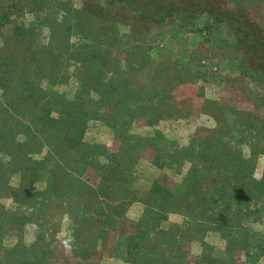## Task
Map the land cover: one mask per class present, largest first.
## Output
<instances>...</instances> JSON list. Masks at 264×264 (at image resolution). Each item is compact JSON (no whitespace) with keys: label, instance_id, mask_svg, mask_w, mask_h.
Listing matches in <instances>:
<instances>
[{"label":"rangeland","instance_id":"1","mask_svg":"<svg viewBox=\"0 0 264 264\" xmlns=\"http://www.w3.org/2000/svg\"><path fill=\"white\" fill-rule=\"evenodd\" d=\"M57 2L0 0V46L20 32L28 56L11 78L0 67V264L51 245L53 264H264V84L242 80L209 30L136 37L121 23L98 43L46 22L64 19ZM241 4L264 24V0ZM194 52L200 75L177 61ZM111 84L122 94L102 95ZM68 231L71 252L57 239Z\"/></svg>","mask_w":264,"mask_h":264},{"label":"trees","instance_id":"2","mask_svg":"<svg viewBox=\"0 0 264 264\" xmlns=\"http://www.w3.org/2000/svg\"><path fill=\"white\" fill-rule=\"evenodd\" d=\"M67 4L62 0H58L56 5L57 7L67 6L60 8L63 12V20L62 18L55 19L50 16L46 18V22H57L61 26L65 24L68 28L77 24L84 30H88L94 39L93 41L98 43L104 40L108 32H112L110 33V42L117 38L116 31L114 32L113 29L106 30V27L115 28L121 23H128L130 34L136 37L145 35L154 26H163L165 24L170 25V32L171 29H174L173 31L178 29L180 32H185L189 29L192 31L199 30V32L205 29L209 30L211 43L232 49V55H234L240 65L242 80H244V77L254 76L255 80L264 84V24L258 23L246 6L241 4V0H84L78 10H72ZM11 7L16 8V4H12ZM95 21L97 25L92 23ZM3 24L4 22H2L0 16V27ZM201 24H203V27ZM30 33L32 34V31ZM20 38L26 41L22 33L13 32L12 35L3 39V43L0 46V67L7 70L5 72L7 78H11L15 75V71L22 69V60L28 57L22 50L23 45L19 43ZM94 50L97 54L93 58H90L87 54V58L93 62L92 65L95 71L99 72L102 69L94 61L100 59L102 49L95 46ZM31 54V56L37 55L34 52ZM197 56L199 54L194 52L185 61L182 59L177 61L181 63L186 73L189 71L191 74L200 75L203 73V69L201 70L202 73L197 69L200 67V60ZM70 57L79 63L86 62L85 59L74 58L72 54H70ZM46 59L49 62L48 58ZM7 80L2 79L6 84ZM100 86L101 84L91 87L100 89ZM104 92L102 95L105 94L108 98L122 94L121 86L114 84L107 86ZM21 93H23L21 97L25 95L33 97L37 94L34 86L23 89ZM126 95H131V93ZM109 101V105L114 106L115 101ZM214 102L212 101L211 103L214 104ZM224 154L218 152L219 160L226 158ZM92 161V159H88V162ZM239 167H242V165H239ZM110 170L113 172L115 167H111ZM77 182L79 186L87 185L86 188H83L87 193L89 190L96 191V188L89 182L88 184L83 180H78ZM85 200L87 199L85 198ZM107 202L108 200L105 202L108 209H113L111 200ZM6 223V221L3 222L1 228L4 232L8 231ZM134 247L136 248V245ZM52 252L53 246H46V250H42L43 256L35 260L37 261L36 263L34 261L27 262V264H53L51 260ZM28 259L29 257L26 261ZM26 261L23 260L24 263ZM82 264L84 263L82 262Z\"/></svg>","mask_w":264,"mask_h":264},{"label":"clouds","instance_id":"3","mask_svg":"<svg viewBox=\"0 0 264 264\" xmlns=\"http://www.w3.org/2000/svg\"><path fill=\"white\" fill-rule=\"evenodd\" d=\"M57 239L60 241L66 252L72 251V245L74 243L75 237L71 231L62 232L60 235H58Z\"/></svg>","mask_w":264,"mask_h":264}]
</instances>
